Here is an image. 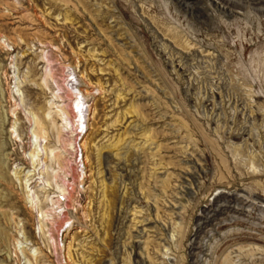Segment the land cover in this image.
<instances>
[{
    "label": "rangeland",
    "instance_id": "1",
    "mask_svg": "<svg viewBox=\"0 0 264 264\" xmlns=\"http://www.w3.org/2000/svg\"><path fill=\"white\" fill-rule=\"evenodd\" d=\"M232 1L0 0V264H264V5Z\"/></svg>",
    "mask_w": 264,
    "mask_h": 264
},
{
    "label": "bare ground",
    "instance_id": "2",
    "mask_svg": "<svg viewBox=\"0 0 264 264\" xmlns=\"http://www.w3.org/2000/svg\"><path fill=\"white\" fill-rule=\"evenodd\" d=\"M172 1H174V3H176L179 6H185L187 9H190V8L192 9L193 5H196L198 2H202L203 0H172ZM204 1H208V2L210 1L211 4H213V6L216 9H218V11H220V13H223L224 15H232V14L236 13L234 11V6L237 3L232 1V0H204ZM258 2L260 4L264 5V0H260ZM247 3H248V1L244 0L243 3H241V5H245ZM71 92L76 96V100L74 101L75 109H76L75 118H78V122L81 124V126L83 128L84 122H85V113H84V109H83V107H84L83 99L85 97H87L88 95H87V92H85L81 88H79L77 90V93H75V91H73L72 89H71ZM79 96H80V98H78ZM71 110H72V113L75 114L74 109L72 108ZM61 114H62L63 118H64V116H66V117L68 116V114L66 112H64L63 110H61ZM65 120H66V122H65L66 125H68L69 122L67 121V118ZM224 199H225V201H227L228 205H229V203H234V202L238 201V197H233V196L232 197L223 196V197L217 199L215 201V203L213 204L214 205L213 208L211 207V209L207 208L206 210H204V217H201V219H199V222L208 224V223L212 222L213 218L222 214L223 211L225 212L224 207H226V206L219 204L221 202V200H224ZM219 205H221V206H219ZM197 249H199V248H197Z\"/></svg>",
    "mask_w": 264,
    "mask_h": 264
}]
</instances>
